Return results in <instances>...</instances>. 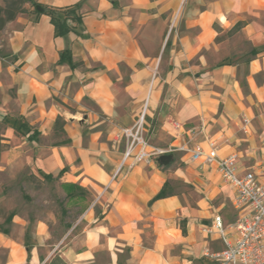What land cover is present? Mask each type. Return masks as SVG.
Instances as JSON below:
<instances>
[{"label":"crops","instance_id":"crops-1","mask_svg":"<svg viewBox=\"0 0 264 264\" xmlns=\"http://www.w3.org/2000/svg\"><path fill=\"white\" fill-rule=\"evenodd\" d=\"M36 1L78 5L83 22L57 37L48 16L21 14L2 32L0 172L59 176L76 219L2 218L0 264H217L204 252L223 243L202 227L224 220L235 193L216 167L174 152L113 179L126 145L116 135L147 106L152 145L212 140L241 172L262 164L264 0Z\"/></svg>","mask_w":264,"mask_h":264},{"label":"built area","instance_id":"built-area-1","mask_svg":"<svg viewBox=\"0 0 264 264\" xmlns=\"http://www.w3.org/2000/svg\"><path fill=\"white\" fill-rule=\"evenodd\" d=\"M173 29L174 24L170 32ZM146 112L147 106L135 126L121 128L116 135V138L124 139L126 145L113 179L125 176L135 166L154 165L159 157L174 152L187 153L196 163L214 165L222 181L235 193L232 207L238 215L229 226L220 215L215 216L210 225H203L202 231L216 233L224 246L216 253L205 250L204 256L217 264H264V183L260 179L264 175V161L257 168L241 172L238 155L222 158L216 142L212 140H208L207 145L185 143L169 149L154 146L145 135ZM174 128L180 131L184 125L175 122Z\"/></svg>","mask_w":264,"mask_h":264},{"label":"rangeland","instance_id":"rangeland-1","mask_svg":"<svg viewBox=\"0 0 264 264\" xmlns=\"http://www.w3.org/2000/svg\"><path fill=\"white\" fill-rule=\"evenodd\" d=\"M2 39L1 32L0 44L4 43ZM0 132H3L2 126ZM66 194H69V191L59 183V176L43 173L36 176L28 172L14 171L0 172V220L3 218L10 222L15 214H23L26 218L36 220L50 211L57 212L61 222L74 221L76 215L74 213L69 215L67 209L69 197H66ZM225 207L221 215L229 226L237 219V212L231 203ZM59 235L57 233V236Z\"/></svg>","mask_w":264,"mask_h":264},{"label":"trees","instance_id":"trees-1","mask_svg":"<svg viewBox=\"0 0 264 264\" xmlns=\"http://www.w3.org/2000/svg\"><path fill=\"white\" fill-rule=\"evenodd\" d=\"M21 14H34L35 21L42 15L48 16L51 23L55 27V35L57 37H63L69 32H78L77 28L82 25L83 22V14L81 13V9L78 5L57 8L53 6H43L36 0H0V33L6 29L8 23L15 21L19 16H21ZM241 26L242 23H238L231 33L238 31ZM67 55H70L67 51L61 55V62H64ZM64 124V119L58 118L55 125L58 129L63 127ZM22 126L30 128L26 123ZM2 140L3 139L0 137V152L9 149V145L3 144ZM62 173L63 172L60 174ZM77 190L81 192L83 191L82 189ZM168 196L170 195L167 193L166 187H164L160 193L157 194L156 199H163ZM50 264L65 263L57 256V258H55Z\"/></svg>","mask_w":264,"mask_h":264},{"label":"water","instance_id":"water-1","mask_svg":"<svg viewBox=\"0 0 264 264\" xmlns=\"http://www.w3.org/2000/svg\"><path fill=\"white\" fill-rule=\"evenodd\" d=\"M173 160V155H163L161 157L158 158V163L162 166H167L168 164H170V162Z\"/></svg>","mask_w":264,"mask_h":264}]
</instances>
